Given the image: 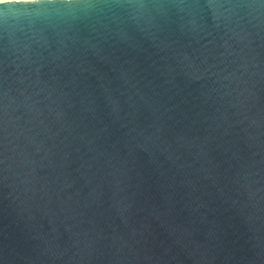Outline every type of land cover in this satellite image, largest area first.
Instances as JSON below:
<instances>
[{
	"label": "water",
	"instance_id": "1",
	"mask_svg": "<svg viewBox=\"0 0 264 264\" xmlns=\"http://www.w3.org/2000/svg\"><path fill=\"white\" fill-rule=\"evenodd\" d=\"M0 264H264V0H0Z\"/></svg>",
	"mask_w": 264,
	"mask_h": 264
}]
</instances>
